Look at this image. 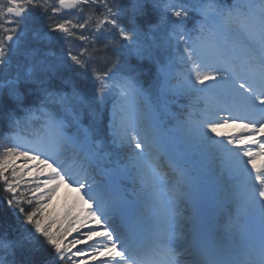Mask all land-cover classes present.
I'll return each instance as SVG.
<instances>
[{"label": "snow or ice", "instance_id": "1", "mask_svg": "<svg viewBox=\"0 0 264 264\" xmlns=\"http://www.w3.org/2000/svg\"><path fill=\"white\" fill-rule=\"evenodd\" d=\"M0 21V264H264V0H7Z\"/></svg>", "mask_w": 264, "mask_h": 264}, {"label": "trees", "instance_id": "2", "mask_svg": "<svg viewBox=\"0 0 264 264\" xmlns=\"http://www.w3.org/2000/svg\"><path fill=\"white\" fill-rule=\"evenodd\" d=\"M218 2L222 3L224 5H231L232 3L237 2V0H218ZM239 2L246 3L247 0H239ZM99 15H100L99 12H91V13H85L84 17L87 18L88 16H91L93 18H98ZM198 19H199V16L197 13H191L190 19L188 21V26L190 28L192 26H194V24L198 21ZM74 43L78 44L79 42L74 41ZM200 107H203V105L201 104ZM20 133L30 134L29 128H27V126L23 127L20 130ZM1 150H3L2 141H0V151ZM21 191L25 192L26 188L24 186H22ZM73 193L74 192L71 190V188H69V194L71 195ZM0 195H4L2 182H0ZM9 215H10V210L6 206H0V216H9ZM52 217H54V216H52ZM93 227H94V225H93ZM82 231H87V229H83ZM76 238H82L80 236L79 232H73L72 235L67 238L65 243L67 244L69 241H72L73 239H76ZM101 240H102L101 237H95V238H93V240H88L85 244L77 245L75 248L72 249V252L75 253V252L83 249L86 252L91 253L93 251V248L91 247V245L96 244V243L100 242ZM105 259H106V257L103 255L98 256L95 259H93L91 257V255H88V256L71 255L69 258V264H73V262H76V261H79V264H102V261Z\"/></svg>", "mask_w": 264, "mask_h": 264}, {"label": "rangeland", "instance_id": "3", "mask_svg": "<svg viewBox=\"0 0 264 264\" xmlns=\"http://www.w3.org/2000/svg\"><path fill=\"white\" fill-rule=\"evenodd\" d=\"M27 128H29V132L31 134L27 133L28 135H25V133H20L21 136L24 138H28L32 134H34L36 131H38L39 125H38V123H33L30 125H27ZM236 131H239V130L232 129V128L223 129V132L225 134H228L231 132H236ZM261 139L264 140V137H261ZM252 147L254 149V147H256V146L253 145ZM3 150H1V151H3ZM16 164H18V165L23 164V160L18 159L16 161ZM257 164H258V166L264 164V157L258 158ZM21 192H23V191H21ZM206 194H207V196H206V199L204 200L202 208H203V211L207 214V216L213 217V216H215L217 209H216V207L214 205V201H213V191H212L211 184H209V187L206 191ZM75 200H76V193H73L70 195L69 194V187L61 186L60 191L53 198V200L51 202V207L48 209V212L50 213L51 216H54V217L59 216L61 219H63L64 215L67 213L68 209L71 208V206L75 202ZM209 205H211V207ZM207 207H210V208H207ZM189 211H190V209H189Z\"/></svg>", "mask_w": 264, "mask_h": 264}, {"label": "flooded vegetation", "instance_id": "4", "mask_svg": "<svg viewBox=\"0 0 264 264\" xmlns=\"http://www.w3.org/2000/svg\"><path fill=\"white\" fill-rule=\"evenodd\" d=\"M7 0H0V6L6 4ZM64 15L68 16L69 18H72L75 20L80 19L81 16H83V13H68L66 12ZM33 19V17H29V21L31 22V20ZM0 23H3V21H0Z\"/></svg>", "mask_w": 264, "mask_h": 264}]
</instances>
